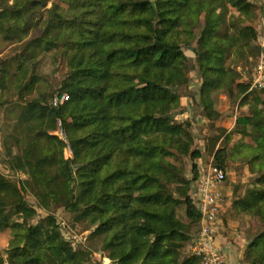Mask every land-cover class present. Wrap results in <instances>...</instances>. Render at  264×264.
<instances>
[{
	"label": "trees",
	"instance_id": "obj_1",
	"mask_svg": "<svg viewBox=\"0 0 264 264\" xmlns=\"http://www.w3.org/2000/svg\"><path fill=\"white\" fill-rule=\"evenodd\" d=\"M256 17L249 0H0V40L17 44L36 34L14 64L0 69L1 93H18L7 107L8 119L17 120L5 146L8 163L28 178L0 176V233L11 230L0 264L89 261V252L65 240L53 215L30 223L39 208H62L95 228L112 264H201L182 252L200 224L191 198L197 163L189 180L170 159L190 153L193 138L168 116L180 105L176 88L188 83L183 48L195 42L208 116L217 112L213 95L221 89L237 91L239 105L256 110L236 120V133L254 142L246 157L256 177L232 205L264 225V90L250 91L226 62L229 52L242 54L243 43L257 40L254 28L242 26ZM52 52L69 70L60 91L69 99L57 107L48 93L24 98L40 81L38 59ZM59 123L73 159H65L67 145L50 134ZM190 156L201 158L197 151ZM212 159L227 174L230 152L213 150ZM27 192L38 208L28 204ZM181 205L188 223L178 217ZM247 251L249 264H264V230Z\"/></svg>",
	"mask_w": 264,
	"mask_h": 264
},
{
	"label": "rangeland",
	"instance_id": "obj_2",
	"mask_svg": "<svg viewBox=\"0 0 264 264\" xmlns=\"http://www.w3.org/2000/svg\"><path fill=\"white\" fill-rule=\"evenodd\" d=\"M256 7V19L250 21H244L242 26H249L256 30L258 38L255 41L243 43L245 52L233 50L227 54L226 62L227 66L234 72L239 74V82H249L251 73L256 65L258 59L259 48H262L264 44V0H249ZM51 8V4L47 9ZM47 9L42 11L43 15H47ZM233 11V10H232ZM234 12V11H233ZM236 16L239 20V13L236 12ZM231 14L228 15V21ZM232 27V26H231ZM36 32V30L34 31ZM200 32H197L199 37ZM36 34L31 36L22 43H11L0 40V69L5 63H13V59L24 50L26 42L33 40ZM187 58L188 65L190 67L186 77L188 83L176 88L178 96H180V105L171 111L168 116L176 124L183 125L193 138V146L190 153L180 154L177 157L170 158L179 168L184 171L187 179L192 180L194 178L193 165L202 161L207 163L212 159V151L219 148H226L230 152V160L227 164V181L223 187L226 197L224 198L223 208L228 203H233L235 195L242 196L245 191L250 187L252 181L256 175L249 170L248 159V145H254L252 138L243 137L236 133V120L240 116L254 115L256 110L250 106H240V100L237 91L230 93L224 89L218 90L214 93L215 99V116L209 117L206 110L202 107L201 102V88L203 85L202 74L199 70L198 64V43L195 42L191 46H184L183 48ZM38 71L37 74L40 77L35 89L32 92L24 95L25 100H33L38 98L41 93H48L50 95V104H52L55 95L60 94L63 81L68 76L67 62L59 53L52 52L42 56L38 59ZM14 68V65H12ZM15 68L13 69L14 72ZM17 91L10 90L7 93H1L0 102L6 103L3 107H0V176H5L13 181L27 180L28 178L21 174L11 170L8 163V156L6 150V144L10 143L8 136H15V126L17 124L16 118L8 119L10 116L7 113L8 106H15L17 101ZM52 96V98H51ZM264 108V107H263ZM15 110H17L15 108ZM60 126V123H59ZM61 127H58V132ZM51 132L52 133H56ZM65 138L68 141L67 135ZM55 136V135H54ZM59 137V136H57ZM60 138V137H59ZM61 139V138H60ZM62 140V139H61ZM64 143L65 141L62 140ZM69 142V141H68ZM13 143V142H12ZM66 144V143H65ZM67 145V144H66ZM255 146V145H254ZM197 151L200 153L201 158L197 161L191 159V153ZM17 153L16 148L14 149ZM65 159H73L74 155L72 149L68 150V147L64 151ZM193 189V187H192ZM25 198L30 206L38 208V201L30 192L25 193ZM48 215H53L61 229V233L65 240L69 241L74 250H85L90 253V259L86 264H112L107 258L106 253L102 249V240L100 238H94L95 228L88 226L84 222H78L75 219V215L67 212L62 208H53L49 213L43 209H38V216L30 221L31 224L36 223L40 218H44ZM222 216V214H221ZM220 216V220H221ZM178 217L187 222L185 216V206L181 205L178 208ZM237 217V216H236ZM251 218L248 225V230L245 231L244 238L247 247L251 243L254 236L264 230V225L261 224L258 219ZM188 223V222H187ZM200 230L199 226H193L191 228L192 237H195ZM217 233V231H216ZM242 236V235H241ZM237 237V241H238ZM11 240V230L7 229L0 233V254L5 255L6 250L9 247ZM236 241V242H237ZM187 243L183 249V257L187 258ZM247 249L244 251V263L249 264L246 260Z\"/></svg>",
	"mask_w": 264,
	"mask_h": 264
},
{
	"label": "built area",
	"instance_id": "obj_3",
	"mask_svg": "<svg viewBox=\"0 0 264 264\" xmlns=\"http://www.w3.org/2000/svg\"><path fill=\"white\" fill-rule=\"evenodd\" d=\"M249 90H264V44L262 52L257 59L256 65L251 73L249 82ZM69 97L66 94L55 95L52 105L54 107L61 106L67 102ZM61 129L52 135L59 136L67 144L70 150V144L65 138L62 125ZM197 179L191 198L196 209L199 211L200 230L193 237L187 247L188 257H195L200 260L201 264H226V257L221 246L218 244L217 227L220 222V216L223 210V202L226 197L224 186L227 181L226 172L217 167L214 160L207 163H197Z\"/></svg>",
	"mask_w": 264,
	"mask_h": 264
},
{
	"label": "crops",
	"instance_id": "obj_4",
	"mask_svg": "<svg viewBox=\"0 0 264 264\" xmlns=\"http://www.w3.org/2000/svg\"><path fill=\"white\" fill-rule=\"evenodd\" d=\"M232 204H226L222 210L221 220L216 230L218 244L226 257V264H245L243 254L248 248L247 242L240 240L244 238L243 234L248 230L250 218L236 214ZM237 237H239L238 241Z\"/></svg>",
	"mask_w": 264,
	"mask_h": 264
}]
</instances>
